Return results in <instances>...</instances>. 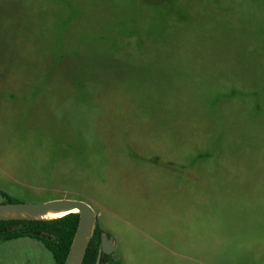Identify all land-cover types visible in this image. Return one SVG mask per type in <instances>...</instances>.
I'll return each mask as SVG.
<instances>
[{"label":"rangeland","instance_id":"obj_1","mask_svg":"<svg viewBox=\"0 0 264 264\" xmlns=\"http://www.w3.org/2000/svg\"><path fill=\"white\" fill-rule=\"evenodd\" d=\"M1 190L88 202L121 264H264V0H0Z\"/></svg>","mask_w":264,"mask_h":264},{"label":"water","instance_id":"obj_2","mask_svg":"<svg viewBox=\"0 0 264 264\" xmlns=\"http://www.w3.org/2000/svg\"><path fill=\"white\" fill-rule=\"evenodd\" d=\"M74 209H78L79 223L64 264H83L97 224V214L88 202L76 198H57L44 202L0 203V221L54 219L48 217V215L60 211L69 214ZM114 249L113 240L107 234H103L102 248L99 251L97 264L100 263L103 252L110 253Z\"/></svg>","mask_w":264,"mask_h":264},{"label":"trees","instance_id":"obj_3","mask_svg":"<svg viewBox=\"0 0 264 264\" xmlns=\"http://www.w3.org/2000/svg\"><path fill=\"white\" fill-rule=\"evenodd\" d=\"M1 195L11 197L3 190ZM79 223V213L71 212L59 218L47 220H1L0 242L20 237L41 239L52 252L55 264H64ZM41 233V234H37ZM102 228L96 227L88 246L83 264H96L101 242ZM105 256V254H103ZM104 257H102V260Z\"/></svg>","mask_w":264,"mask_h":264},{"label":"flooded vegetation","instance_id":"obj_4","mask_svg":"<svg viewBox=\"0 0 264 264\" xmlns=\"http://www.w3.org/2000/svg\"><path fill=\"white\" fill-rule=\"evenodd\" d=\"M97 227V226H96ZM95 227V229H96ZM95 231V230H94ZM104 234V231L102 230L101 232V242H100V246H99V251L100 249L102 248V235ZM115 252V249L110 252V253H105L103 252L102 253V256H101V260H100V263L99 264H121L119 260H117L115 257H114V253ZM103 254H105V256H103ZM99 255V253H98ZM102 257H104V259L102 260ZM98 258V256H97ZM96 264H97V260H96Z\"/></svg>","mask_w":264,"mask_h":264},{"label":"bare ground","instance_id":"obj_5","mask_svg":"<svg viewBox=\"0 0 264 264\" xmlns=\"http://www.w3.org/2000/svg\"><path fill=\"white\" fill-rule=\"evenodd\" d=\"M73 212H78V209H74ZM66 214V212H63V211H60V212H54V213H50L48 215V217H51V218H59V217H62Z\"/></svg>","mask_w":264,"mask_h":264}]
</instances>
